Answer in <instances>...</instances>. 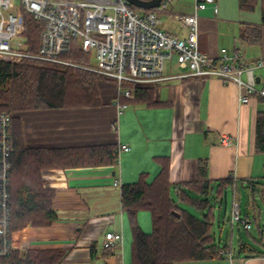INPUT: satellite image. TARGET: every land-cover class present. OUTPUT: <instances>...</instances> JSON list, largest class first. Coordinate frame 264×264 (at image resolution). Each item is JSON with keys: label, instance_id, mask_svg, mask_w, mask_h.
Instances as JSON below:
<instances>
[{"label": "crops", "instance_id": "obj_1", "mask_svg": "<svg viewBox=\"0 0 264 264\" xmlns=\"http://www.w3.org/2000/svg\"><path fill=\"white\" fill-rule=\"evenodd\" d=\"M217 2L219 13L216 16L207 9L199 19V48L212 57L219 56L222 47L240 50L244 54L242 61L252 63L243 73L244 80L264 87V25L260 44H247L240 38L244 24H262L261 1L250 11L241 9L239 0ZM192 11L193 4L189 2L180 12ZM168 20L176 25L165 26L162 21L165 30L178 36L186 35L184 27ZM180 71L165 70V73ZM97 85L98 105L39 108L17 113L22 122L24 143L29 147L80 148L109 144L115 148L120 144L131 147L120 155L114 153L112 163L42 169L43 186L54 191L52 205L58 218L47 226L28 224L13 231L14 250L22 256L30 249H60L63 258L59 264H130L133 235L122 202V185L137 182L142 176L146 182H153L161 172L163 158L169 160L174 196L175 188L196 179L198 166L203 162L208 166L214 189L221 178L233 176L235 183L228 187L233 195L239 186L251 194L246 213L242 214L244 217L251 216L249 206L253 204L255 208L257 202L250 203L253 198L259 196L264 203V153L256 149L257 113L264 110L263 98L252 96L249 102L241 103L238 85L217 77L162 81L155 87V105L126 103L118 97V84L113 80H102ZM223 135L230 136L229 143L221 141ZM214 189L209 197L215 204V221L218 203L224 197L217 198ZM263 213L259 208L258 213L255 210L252 215L258 217L260 226L264 225ZM224 219L228 220L229 216ZM138 223L150 233L153 229L151 212L140 210ZM233 230L231 227L230 239H223L222 234L220 240L216 241L215 237V241L221 247L230 246L234 250V261L224 254L222 258L202 264H264V248L252 246L248 239H243L241 242L257 251L239 250L233 242ZM107 231L120 232L123 236V241L109 254L102 247ZM259 243L264 246L263 241Z\"/></svg>", "mask_w": 264, "mask_h": 264}, {"label": "trees", "instance_id": "obj_2", "mask_svg": "<svg viewBox=\"0 0 264 264\" xmlns=\"http://www.w3.org/2000/svg\"><path fill=\"white\" fill-rule=\"evenodd\" d=\"M260 1L262 24H244L241 28L240 38L247 44L256 45L262 41L264 0ZM257 2L258 0H239V6L250 11L254 10ZM25 12L24 35L31 50L37 51L43 23L31 13ZM65 57L84 64L90 63L91 58L77 44ZM97 76L81 67L63 66L39 59H25L16 63L0 60V110H7L11 114L9 189L12 198V230L22 229L28 224L47 226L58 218L52 205L54 191L43 186L42 169L114 161L116 148L111 144L80 148L26 146L21 118L17 115L30 109L98 105L100 96ZM122 85L132 86L134 97L121 95V100L128 103L157 104L155 85L130 82ZM256 149L264 153V110L257 113ZM169 174V160L163 158L161 172L153 182H146L142 176L137 182L122 185V202L128 213L133 235L130 264H202L204 261L224 257L222 249L230 246L221 247L212 232L215 204L211 202L209 195L214 186L207 164H199L196 179L175 188L176 196L172 192L174 186ZM234 183L233 176L221 178L214 189L217 198L225 197L227 188ZM262 191L264 194V187ZM180 203L189 205L198 212H193ZM142 209L149 210L152 214L153 229L150 233L145 232L138 223V212ZM174 211L180 215L177 216ZM254 219L262 232L264 225H259L257 216ZM262 241V238L258 240ZM111 250L112 248H105L107 254ZM239 250L257 251L243 242L239 243ZM62 258L63 251L60 249H30L23 256L19 251L13 250L4 261L6 264H59Z\"/></svg>", "mask_w": 264, "mask_h": 264}, {"label": "built area", "instance_id": "obj_3", "mask_svg": "<svg viewBox=\"0 0 264 264\" xmlns=\"http://www.w3.org/2000/svg\"><path fill=\"white\" fill-rule=\"evenodd\" d=\"M0 0V60L18 61L35 58L61 65L81 66L69 61L65 55L77 44L84 52H94L96 65L84 66L118 84V97H134L132 86L124 82L158 83L180 77H217L224 82H234L241 89L239 101L249 102L252 96L264 99V87H256L243 78L252 67L244 63L243 52L221 48L219 56L212 57L199 48V19L202 12L210 9L219 13L217 0H193L190 13L175 12L171 4L175 0H161L158 6L139 9L128 0ZM43 23L37 51H32L25 31L24 12ZM178 22L186 29L185 36L165 30L160 15ZM175 61L182 71L165 73V62ZM263 60L259 61L262 64ZM120 107H123L121 105ZM11 114L0 110V264L15 249L11 220ZM223 143L230 136L221 137ZM127 144L116 147V155L130 151ZM118 181H115L117 184ZM232 225L242 224L250 230L252 221L242 215L240 202L234 196L229 216ZM123 241L122 233L107 231L103 248H113ZM234 261L232 248L221 251Z\"/></svg>", "mask_w": 264, "mask_h": 264}, {"label": "rangeland", "instance_id": "obj_4", "mask_svg": "<svg viewBox=\"0 0 264 264\" xmlns=\"http://www.w3.org/2000/svg\"><path fill=\"white\" fill-rule=\"evenodd\" d=\"M191 2L193 4V0H175V2L173 4H171V8L174 7L176 4H178V6L174 7V11L175 12H180L185 10V8H187L188 3ZM176 3V4H175ZM175 4V5H174ZM19 5V0L15 1V6L17 7ZM174 5V6H173ZM161 22H164L165 26H174L176 25L175 23H173L172 21L168 20V16L166 13H163L162 15L159 16ZM175 27V26H174ZM91 58H90V63L84 64V63H80L74 59L68 58L69 61H72L76 64H79L81 66H72V65H63V66H69V67H81L84 68L86 70H90L85 68L84 66L87 65H96V59L94 56V52H89L88 53ZM25 59H35V58H24L21 60H16V61H12L14 62H21ZM5 61V60H4ZM165 70L167 71H178L181 70V67H179V65L177 64V62L175 61H169L167 60L165 62ZM94 73H96L97 76V83L101 82L102 80H113L116 82V80L114 78H110L107 77L99 72L90 70ZM226 195L223 198L222 202L218 203L219 205L217 206L218 209H216V220L214 221L213 224V228H212V232L214 233L215 237H216V241L220 240V237L222 236L223 239H230V234H231V227H234L233 230V242L235 244H237V246H239V243L243 240V239H248L250 241V244L252 246H259L261 248H264V246L260 245V243L258 241H255L254 239H263L264 242V230L262 232L259 231L258 225L256 223V220L254 219V217L252 216L254 211L256 210V212L258 213L259 208L262 209V211L264 212V203L261 201V199L259 198V196L254 199L253 201H250V203H256L255 204V208L254 205L250 204L251 206H249L248 208V213L251 214L250 218L252 220V227L251 229L248 231H246L244 229L243 226H240L238 223L232 225L231 222L229 221V219L225 220L224 217L226 216H230L231 214V210H232V200L234 198V196L236 197V199L240 202V206L243 208V212L242 214L244 215L246 213L247 210V206H248V201L249 199H251V194H247V192L241 187L239 186L237 189V192H235V195H233V190L230 188H227L226 190ZM258 193V192H257ZM180 205H183L187 208H189L191 211L193 212H198L195 208L190 207L189 205H185L183 203H181ZM263 218H262V224H264V213L262 214ZM221 222V223H219ZM259 223V222H258ZM261 233V234H260ZM218 243V242H217ZM234 251V250H233Z\"/></svg>", "mask_w": 264, "mask_h": 264}, {"label": "water", "instance_id": "obj_5", "mask_svg": "<svg viewBox=\"0 0 264 264\" xmlns=\"http://www.w3.org/2000/svg\"><path fill=\"white\" fill-rule=\"evenodd\" d=\"M132 5L139 9H150L154 8L159 5L161 0H128ZM177 216H179V213L173 212Z\"/></svg>", "mask_w": 264, "mask_h": 264}, {"label": "bare ground", "instance_id": "obj_6", "mask_svg": "<svg viewBox=\"0 0 264 264\" xmlns=\"http://www.w3.org/2000/svg\"><path fill=\"white\" fill-rule=\"evenodd\" d=\"M26 13V12H25ZM16 63V62H15ZM119 99V98H118ZM123 102V101H122ZM127 103V102H126ZM13 164V163H12ZM11 178V177H10ZM10 186V185H9ZM12 228V227H11Z\"/></svg>", "mask_w": 264, "mask_h": 264}]
</instances>
